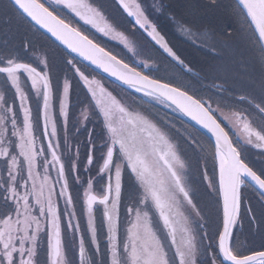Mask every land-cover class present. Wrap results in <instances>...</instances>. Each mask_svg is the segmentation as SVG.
<instances>
[{
  "label": "snow or ice",
  "instance_id": "obj_1",
  "mask_svg": "<svg viewBox=\"0 0 264 264\" xmlns=\"http://www.w3.org/2000/svg\"><path fill=\"white\" fill-rule=\"evenodd\" d=\"M0 18V264H264V0Z\"/></svg>",
  "mask_w": 264,
  "mask_h": 264
},
{
  "label": "flooded vegetation",
  "instance_id": "obj_2",
  "mask_svg": "<svg viewBox=\"0 0 264 264\" xmlns=\"http://www.w3.org/2000/svg\"><path fill=\"white\" fill-rule=\"evenodd\" d=\"M164 30L167 33L168 38L178 48L188 49L189 51H194V47L191 44L190 39L185 37L182 33H180L178 29H176L173 25L169 24L168 27H164ZM100 39L104 40L106 38L100 37ZM107 44L113 47H116V48L122 47L120 45H117L116 42L114 41H107ZM106 84L109 87V89L113 91V94L116 95L119 99H121L124 103L128 104L132 108V110H141V108H137L132 101V95H137V94L132 93L131 95H128L127 97H125V94L120 91L119 87H113L112 83H110L108 80H106ZM97 131H99V129ZM86 178L87 177H85V179ZM238 235L240 236L241 246H244V247L249 246L251 238L248 236V233L244 231L242 234H238ZM251 246L255 248L260 247V240L258 237L254 241L251 242Z\"/></svg>",
  "mask_w": 264,
  "mask_h": 264
},
{
  "label": "rangeland",
  "instance_id": "obj_3",
  "mask_svg": "<svg viewBox=\"0 0 264 264\" xmlns=\"http://www.w3.org/2000/svg\"><path fill=\"white\" fill-rule=\"evenodd\" d=\"M192 1H197L199 4H200V0H190L191 4L193 5V10H197L198 8V4L196 2H192ZM148 2L150 3L151 0H148ZM224 3H228V0H223ZM204 3V2H203ZM180 15L184 16L185 19H188L190 17L186 16L184 14V12H180ZM210 18V17H209ZM223 22L224 23H228V24H232V22L230 20H228L226 17L223 19ZM6 20L3 19V18H0V28H4L6 26ZM161 24L164 26V27H168L169 24L166 22V21H163L161 20Z\"/></svg>",
  "mask_w": 264,
  "mask_h": 264
},
{
  "label": "bare ground",
  "instance_id": "obj_4",
  "mask_svg": "<svg viewBox=\"0 0 264 264\" xmlns=\"http://www.w3.org/2000/svg\"><path fill=\"white\" fill-rule=\"evenodd\" d=\"M192 2H196V3L198 4V6H199V5L203 4V2L205 3L206 0H200V4H199L197 1H192ZM227 24H228V23H227ZM229 25H231V24H229Z\"/></svg>",
  "mask_w": 264,
  "mask_h": 264
},
{
  "label": "trees",
  "instance_id": "obj_5",
  "mask_svg": "<svg viewBox=\"0 0 264 264\" xmlns=\"http://www.w3.org/2000/svg\"><path fill=\"white\" fill-rule=\"evenodd\" d=\"M5 2H6V0H5Z\"/></svg>",
  "mask_w": 264,
  "mask_h": 264
},
{
  "label": "water",
  "instance_id": "obj_6",
  "mask_svg": "<svg viewBox=\"0 0 264 264\" xmlns=\"http://www.w3.org/2000/svg\"><path fill=\"white\" fill-rule=\"evenodd\" d=\"M111 79V78H110Z\"/></svg>",
  "mask_w": 264,
  "mask_h": 264
}]
</instances>
